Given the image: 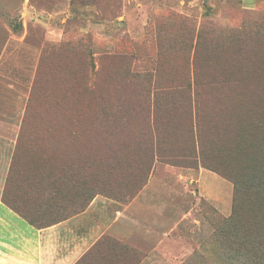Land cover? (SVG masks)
I'll return each mask as SVG.
<instances>
[{"label":"rangeland","instance_id":"rangeland-1","mask_svg":"<svg viewBox=\"0 0 264 264\" xmlns=\"http://www.w3.org/2000/svg\"><path fill=\"white\" fill-rule=\"evenodd\" d=\"M197 73L213 79L195 97ZM261 76L264 0H0V110L22 149L12 184H26L25 155L43 184H188L167 264H230L213 232L233 211V183L203 162L239 101L243 140L258 138ZM200 168L216 200L198 192Z\"/></svg>","mask_w":264,"mask_h":264},{"label":"trees","instance_id":"trees-1","mask_svg":"<svg viewBox=\"0 0 264 264\" xmlns=\"http://www.w3.org/2000/svg\"><path fill=\"white\" fill-rule=\"evenodd\" d=\"M223 76L214 83L222 86L228 81L227 76ZM212 79L213 77L197 73L193 83L189 82L188 86L190 89L195 88L196 97L195 90L200 86L209 89ZM258 80L261 88L260 97L263 101L257 103L260 102L257 97L252 99L248 95L254 100V103L250 104L252 106L250 113L253 116L251 118L257 119L251 125V129L257 131L258 138L251 136L243 140V133L245 130L249 132L250 125L248 129H243L241 126L245 110L242 101H239L234 117L232 116L234 129L229 128L223 137L217 134L216 154L212 157V163L203 162L206 168L233 183V211L219 226H215L213 232V239L216 242L218 236L227 238L226 250H224L230 264H264V78L261 76ZM241 81L242 78H237V82ZM148 83L152 85L148 89L153 90L147 92L145 101L154 104L162 93L156 91L157 84L154 78L151 77ZM18 151L22 149L17 146L11 158L5 184H12L14 164L20 159ZM23 158L25 163H22L21 174L26 178V184H19V187H23L26 201L22 202L16 199V196L12 197L7 189L3 191L2 199L15 212L38 228L57 223L80 212L96 193H104L109 197L128 202L143 185L135 182L121 185L89 184L87 188L79 189L74 193L72 203H55L53 196H56L57 185L43 184L42 176L35 173L37 170L31 173L28 156L25 155ZM254 158L258 166L252 168L251 162ZM146 175L144 173V178ZM143 255L141 251L105 234L76 264H138Z\"/></svg>","mask_w":264,"mask_h":264},{"label":"crops","instance_id":"crops-1","mask_svg":"<svg viewBox=\"0 0 264 264\" xmlns=\"http://www.w3.org/2000/svg\"><path fill=\"white\" fill-rule=\"evenodd\" d=\"M10 124L9 111L1 109L0 264H76L105 234L141 251L144 255L138 264L170 261V253L181 245L176 237L170 238V221L187 214L182 211L186 192L180 187L188 184H143L128 202L96 193L80 212L57 223L35 227L2 199L7 189L12 197L26 201L23 187L5 184L17 137V133L11 135L5 127ZM13 125L18 127L19 121ZM204 171L208 170L200 168L197 172L200 177L198 192L216 200V194L202 185ZM56 185L54 202L66 204L72 203L75 192L89 186Z\"/></svg>","mask_w":264,"mask_h":264}]
</instances>
